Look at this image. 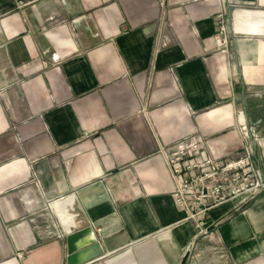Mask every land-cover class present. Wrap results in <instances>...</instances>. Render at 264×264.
I'll return each instance as SVG.
<instances>
[{
  "label": "crops",
  "instance_id": "0c3cea01",
  "mask_svg": "<svg viewBox=\"0 0 264 264\" xmlns=\"http://www.w3.org/2000/svg\"><path fill=\"white\" fill-rule=\"evenodd\" d=\"M254 126L264 177V0H0V264H67L86 226V264H264V190L214 208L191 262L165 157H237Z\"/></svg>",
  "mask_w": 264,
  "mask_h": 264
},
{
  "label": "built area",
  "instance_id": "2783aa9c",
  "mask_svg": "<svg viewBox=\"0 0 264 264\" xmlns=\"http://www.w3.org/2000/svg\"><path fill=\"white\" fill-rule=\"evenodd\" d=\"M228 18L222 11L217 15L216 40L224 50L230 46ZM250 135L246 134L244 145L234 158L204 154L205 140L198 135L184 138L178 143L175 152L165 154L176 183L175 202L186 212V220H195L198 230L196 243L187 252L191 262L197 260L202 251L199 247L201 236L212 234L207 226V217L214 208L235 199H239L241 204H248L264 190V177L256 166L252 148V142L256 144L261 139L256 126L250 128ZM210 250L216 257L213 258V264H232L225 249L212 246Z\"/></svg>",
  "mask_w": 264,
  "mask_h": 264
},
{
  "label": "water",
  "instance_id": "95a60500",
  "mask_svg": "<svg viewBox=\"0 0 264 264\" xmlns=\"http://www.w3.org/2000/svg\"><path fill=\"white\" fill-rule=\"evenodd\" d=\"M67 242V264H86L105 255V249L92 226L69 233Z\"/></svg>",
  "mask_w": 264,
  "mask_h": 264
},
{
  "label": "bare ground",
  "instance_id": "6f19581e",
  "mask_svg": "<svg viewBox=\"0 0 264 264\" xmlns=\"http://www.w3.org/2000/svg\"><path fill=\"white\" fill-rule=\"evenodd\" d=\"M62 206H63V205H62ZM62 206H60V208H61Z\"/></svg>",
  "mask_w": 264,
  "mask_h": 264
}]
</instances>
